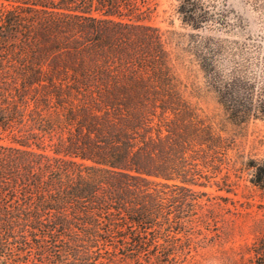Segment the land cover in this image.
I'll use <instances>...</instances> for the list:
<instances>
[{
    "label": "trees",
    "instance_id": "1",
    "mask_svg": "<svg viewBox=\"0 0 264 264\" xmlns=\"http://www.w3.org/2000/svg\"><path fill=\"white\" fill-rule=\"evenodd\" d=\"M210 8L177 14L224 28ZM151 14L149 0H0V264H177L196 244L210 199L194 188L228 144L186 100ZM188 42L228 118L264 119V83L235 48ZM245 167L263 189L264 158ZM249 250L264 264V232Z\"/></svg>",
    "mask_w": 264,
    "mask_h": 264
},
{
    "label": "rangeland",
    "instance_id": "2",
    "mask_svg": "<svg viewBox=\"0 0 264 264\" xmlns=\"http://www.w3.org/2000/svg\"><path fill=\"white\" fill-rule=\"evenodd\" d=\"M201 1L212 6L211 13L223 18L224 28L193 31L181 23L178 0H149L152 14L148 24L163 33L164 49L170 53L186 100L202 119L220 130L228 144L220 172L207 187L194 188L206 193L210 202L203 197L200 208H195L192 231L196 244L177 264H255L249 248L264 232V188L250 185L245 164L264 158V119L249 117L244 122H234L228 118L188 41L189 35L200 34L235 48L231 49L233 57L245 62L246 76L260 86L264 83V0ZM227 67L221 68L224 74ZM216 182L231 193L218 191L213 185Z\"/></svg>",
    "mask_w": 264,
    "mask_h": 264
}]
</instances>
